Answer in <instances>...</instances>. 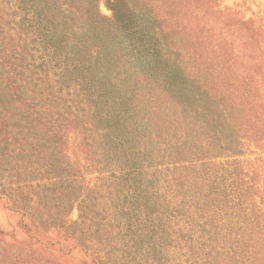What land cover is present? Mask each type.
Wrapping results in <instances>:
<instances>
[{"label":"rangeland","instance_id":"374dc122","mask_svg":"<svg viewBox=\"0 0 264 264\" xmlns=\"http://www.w3.org/2000/svg\"><path fill=\"white\" fill-rule=\"evenodd\" d=\"M35 5L0 0V264H264V0L49 4L101 17L108 91Z\"/></svg>","mask_w":264,"mask_h":264},{"label":"trees","instance_id":"16d2710c","mask_svg":"<svg viewBox=\"0 0 264 264\" xmlns=\"http://www.w3.org/2000/svg\"><path fill=\"white\" fill-rule=\"evenodd\" d=\"M17 1L19 5L23 6L24 0ZM30 1L42 7V9L41 7L37 8L35 5L36 8L31 11V17L32 20L34 19L33 22L36 23L32 36L42 43L41 48H44V58H54L56 68L58 67L61 73L64 68L74 73L75 77L73 80L68 81L69 83H77V85L79 84L87 90L104 89L108 91L113 89L114 84L106 80L105 75L111 70L113 60L110 57H118L119 50L118 48H112L108 36L105 37L102 28L97 27L99 19L101 20L98 13L92 10L86 13L77 12V14H72V18H70V14L66 13L65 15V13H62V15H65V18H63L62 16L50 14L48 9L49 4L58 7L60 0ZM65 5L70 6L71 4L68 5L67 3ZM77 15L78 18H76ZM117 21L119 22L120 19L117 18ZM137 32L142 37L145 31L141 27L140 31ZM107 52L109 53L106 55ZM59 59L66 60L64 67L58 63ZM118 138L117 136L116 139ZM116 145H121V142L116 141Z\"/></svg>","mask_w":264,"mask_h":264}]
</instances>
